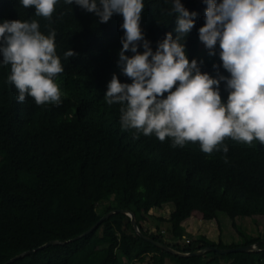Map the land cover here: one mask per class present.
<instances>
[{
	"label": "trees",
	"instance_id": "16d2710c",
	"mask_svg": "<svg viewBox=\"0 0 264 264\" xmlns=\"http://www.w3.org/2000/svg\"><path fill=\"white\" fill-rule=\"evenodd\" d=\"M181 2L197 13L184 39L188 59H197L202 72L226 76L218 56L199 51L197 29L204 23L206 5L202 0ZM169 7L164 0H145L140 26L153 50L165 33L175 36V15H167ZM4 19H36L45 34L55 29L64 70L56 77L62 103L45 107L30 97L18 103L15 88L6 83L9 67H0V264L23 253L9 264H143L147 259L149 264H264V238L250 236L236 224L238 218L264 221V145L226 138L227 153L206 154L196 143L173 148L167 138H133L134 130H122L119 106L103 98L113 73L130 83L116 65L123 34L117 14L101 23L92 13L60 0L49 20L18 0H0ZM69 48L74 55L65 58ZM220 94L222 99L227 95L223 82ZM148 184L168 193L165 202L173 206L168 218L147 214ZM120 211L133 214L141 234L176 252L213 250L188 257L168 253L142 239ZM188 212L216 223L225 215L238 240L224 244L198 235L183 245L169 244L157 225L155 233L142 225L157 221L171 237L182 240L185 230L178 222ZM48 242L58 244L41 247ZM244 246L254 250H214Z\"/></svg>",
	"mask_w": 264,
	"mask_h": 264
},
{
	"label": "clouds",
	"instance_id": "9594fccd",
	"mask_svg": "<svg viewBox=\"0 0 264 264\" xmlns=\"http://www.w3.org/2000/svg\"><path fill=\"white\" fill-rule=\"evenodd\" d=\"M202 2L206 7L198 40L209 56H218L226 76L202 72L197 59H188L184 39L197 13L181 0H164L170 5L167 15H175V36L165 33L155 50L140 26L145 0H63L92 13L101 23L114 14L121 16L116 65L130 83L120 82L113 73L103 98L119 106V126L134 130L133 138L140 134L161 142L167 138L173 148L196 143L206 154L227 153L226 138L264 145V0ZM18 3L50 20L60 0ZM55 35L52 28L47 34L41 32L36 19L0 20V67H9L6 83L15 88L18 103L28 97L37 106L62 103L56 77L64 65L56 52ZM138 46L143 50L137 51ZM126 51L132 54L125 55ZM73 55L70 48L63 53L65 58ZM221 82L227 93L224 99Z\"/></svg>",
	"mask_w": 264,
	"mask_h": 264
},
{
	"label": "rangeland",
	"instance_id": "374dc122",
	"mask_svg": "<svg viewBox=\"0 0 264 264\" xmlns=\"http://www.w3.org/2000/svg\"><path fill=\"white\" fill-rule=\"evenodd\" d=\"M205 48L201 42H199V51H203ZM168 193H161L160 192V187L157 185H147L146 187V197L149 201L148 206H147V214L153 217H163V218H168L170 210L173 208L171 203L165 202V199L167 198ZM190 220L188 223H186L185 226H190L192 228V235H189L184 226H181L185 230L184 234L186 237L182 240H179V238H173L171 235L166 232L167 226H165L162 223H158L157 221H154V223H146L142 222L143 228L148 231V232H156L155 227L156 225L159 227L160 231L162 232L166 242L169 244H179L183 245L185 244V240L188 239L189 237L193 236H198L201 235L202 233H207V235L217 241L220 239L224 244H230L232 242H236L238 240L236 233L232 230L231 225L229 220L225 215H219L218 216V222L216 223L215 221H204L202 220L201 216L198 215V213H193L191 216L189 215ZM188 216L185 215L183 217V220L188 219ZM182 220V221H183ZM181 221V222H182ZM236 224H238L242 230L253 237H260L264 238V221L258 220V222H254L250 218H238L236 220ZM189 228V227H188ZM212 229V230H211ZM211 230V231H210ZM138 264V263H135ZM143 264H149L148 259L143 262ZM164 264H173L172 262L165 260ZM221 264H230L229 262Z\"/></svg>",
	"mask_w": 264,
	"mask_h": 264
},
{
	"label": "water",
	"instance_id": "95a60500",
	"mask_svg": "<svg viewBox=\"0 0 264 264\" xmlns=\"http://www.w3.org/2000/svg\"><path fill=\"white\" fill-rule=\"evenodd\" d=\"M124 214H126L129 219H130V224L133 228V230L144 240L152 243L153 245L163 249L164 251L168 252V253H171V254H174V255H177V256H181V257H188V256H196V255H201L204 251L206 250H209V249H212L213 248H207L206 250H200V251H194V252H191V253H188V254H182V253H179V252H176L172 249H170L169 247H167L166 245H164L163 243L161 242H158V241H154L153 239H150L146 236H144L143 234H141L137 228V225L135 223V220H134V216L132 213H130L129 211H120ZM111 213H108V214H105L90 230H88L85 234L91 232L99 223H101L104 219H106L107 217H109ZM78 238V237H77ZM75 238V239H77ZM55 244H58V242H48L46 244H44L43 246L41 247H48V246H52V245H55ZM39 249V248H38ZM218 254H227V253H234V252H247V251H252L254 250V247L253 246H244V247H239V248H232V249H226V250H218V249H214ZM25 253L23 254H20L14 258H12L11 260L7 261L6 263L4 264H9L17 259H19L22 255H24Z\"/></svg>",
	"mask_w": 264,
	"mask_h": 264
},
{
	"label": "crops",
	"instance_id": "0c3cea01",
	"mask_svg": "<svg viewBox=\"0 0 264 264\" xmlns=\"http://www.w3.org/2000/svg\"><path fill=\"white\" fill-rule=\"evenodd\" d=\"M171 211H172V209L170 210V212H171ZM170 212H169V213H170ZM193 213H196V212H188V213H186L185 215L189 217V215L191 216ZM185 215H184L183 217H185ZM198 215H200V214H198ZM159 217H161V216H159ZM183 217L179 220V222H178V227H179V228H181V226L186 227V228H185L186 232H187L188 234L192 235V234H193V233H192V232H193V231H192V228H190V226H188L189 228H188L187 226H185L186 223L189 222L190 217H189L188 219H186V220H185V219L183 220ZM162 218H163V217H162ZM164 219H166V218H164ZM182 220H183V221H182ZM181 221H182V222H181ZM209 222H211V221H209ZM182 229H183V228H182ZM211 230H212V229H211ZM211 230H210V231H211ZM191 231H192V232H191ZM201 235H202V236H205L207 239H209V240H211V241L217 242V238H216V240H213V239H211V238L207 235V233H205V234L202 233Z\"/></svg>",
	"mask_w": 264,
	"mask_h": 264
},
{
	"label": "built area",
	"instance_id": "2783aa9c",
	"mask_svg": "<svg viewBox=\"0 0 264 264\" xmlns=\"http://www.w3.org/2000/svg\"><path fill=\"white\" fill-rule=\"evenodd\" d=\"M186 243H188L189 241L188 240H185Z\"/></svg>",
	"mask_w": 264,
	"mask_h": 264
}]
</instances>
